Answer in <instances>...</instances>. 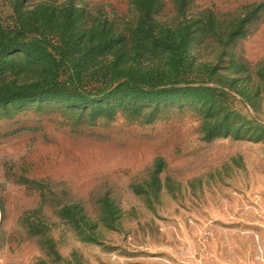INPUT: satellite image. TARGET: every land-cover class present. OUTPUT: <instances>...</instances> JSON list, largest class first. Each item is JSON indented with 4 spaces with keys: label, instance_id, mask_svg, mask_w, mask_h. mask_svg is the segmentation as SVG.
Here are the masks:
<instances>
[{
    "label": "rangeland",
    "instance_id": "374dc122",
    "mask_svg": "<svg viewBox=\"0 0 264 264\" xmlns=\"http://www.w3.org/2000/svg\"><path fill=\"white\" fill-rule=\"evenodd\" d=\"M186 1L149 20L196 27L165 53L136 0H0V264H264V0ZM99 24L125 41L90 56ZM52 77L93 95H29Z\"/></svg>",
    "mask_w": 264,
    "mask_h": 264
},
{
    "label": "trees",
    "instance_id": "16d2710c",
    "mask_svg": "<svg viewBox=\"0 0 264 264\" xmlns=\"http://www.w3.org/2000/svg\"><path fill=\"white\" fill-rule=\"evenodd\" d=\"M158 0H136V6L140 10V13L143 14L142 20L139 21L137 28L135 29L136 32V41L139 46H146L153 47V49H160L165 53H172L177 48L183 47V40L186 39L187 35L195 33L196 29L190 27L189 25H166L164 27H156L152 31L151 20L152 15L155 13V6ZM64 6L61 7L59 12L63 16H67L68 18H75L79 20L80 16L82 15V8L77 7L73 2H67L63 4ZM187 1L186 0H177L175 9L176 14L184 13L186 10ZM73 21V22H74ZM148 26V30L146 31L145 26ZM107 28L105 24L97 25L93 27L90 34V46L86 49V52L91 56L96 52H104L103 50L108 47V49H112L118 44L125 41V36L123 32H106ZM155 31H159L158 34H154ZM26 41V40H17V39H7L5 44H3V49L14 51H22V55L25 56L31 62H41L44 59H48L50 61H57L55 56L51 54L45 47L38 45L34 40ZM67 44V43H66ZM68 48V47H67ZM85 51V50H84ZM62 58L65 59L68 56L72 58V60H77V58H83V55L77 54V52H69V51H60ZM13 60V59H12ZM122 71H125L124 69ZM55 74V72H51ZM104 76L103 79H106L111 72H101ZM55 77H52L47 81L49 88H38L33 89L30 91V96H40L42 94L48 93V96L56 97H65L67 99H79L80 101L89 100V95H93L90 92L85 90L79 89L78 91H71L69 90L65 83H60L58 81H54ZM53 84V85H52ZM134 87L126 82H121L120 84L116 85L113 88H108L107 90H102L99 93L94 94L95 97H102L104 100H108L109 98H114L116 101H126L128 93L134 92ZM67 94V95H66Z\"/></svg>",
    "mask_w": 264,
    "mask_h": 264
}]
</instances>
